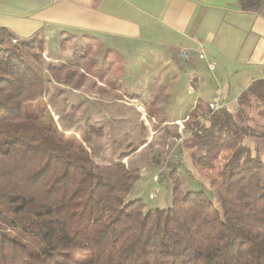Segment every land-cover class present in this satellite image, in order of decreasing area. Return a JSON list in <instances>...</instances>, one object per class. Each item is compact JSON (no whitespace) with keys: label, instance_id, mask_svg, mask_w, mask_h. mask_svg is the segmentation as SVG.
<instances>
[{"label":"trees","instance_id":"trees-1","mask_svg":"<svg viewBox=\"0 0 264 264\" xmlns=\"http://www.w3.org/2000/svg\"><path fill=\"white\" fill-rule=\"evenodd\" d=\"M238 6L264 16V0ZM87 52L76 47L74 64L44 70L38 34L0 28V264H66L59 255L69 264H264V134L251 127L264 118V78L235 110L199 101L184 123L183 144L213 198L183 191L172 165L170 207L147 210L127 199L139 179L123 163L132 153L108 161L69 138L45 104L50 84L96 88L102 70Z\"/></svg>","mask_w":264,"mask_h":264},{"label":"crops","instance_id":"crops-1","mask_svg":"<svg viewBox=\"0 0 264 264\" xmlns=\"http://www.w3.org/2000/svg\"><path fill=\"white\" fill-rule=\"evenodd\" d=\"M0 28L20 39L38 34L51 64L71 61L69 43L88 48L86 58L102 70L96 88L52 86L83 94L97 106L123 102L138 117L136 102L147 96L143 110L177 113L157 119L148 112L152 126L170 130H179L199 101L227 108L252 81L264 78V16L242 12L238 0H0ZM216 80L219 89L213 88ZM92 91L99 97H90ZM115 114L122 120L121 111Z\"/></svg>","mask_w":264,"mask_h":264},{"label":"rangeland","instance_id":"rangeland-1","mask_svg":"<svg viewBox=\"0 0 264 264\" xmlns=\"http://www.w3.org/2000/svg\"><path fill=\"white\" fill-rule=\"evenodd\" d=\"M220 35L221 32L218 31L216 33L217 38ZM14 43H16V40L12 41V44ZM218 44H220V40L215 39L214 45L220 50ZM69 47L71 51L76 49L74 44L69 43ZM46 48L47 46L41 55V69L44 70L51 64L47 57ZM70 57L71 61L68 64L72 65L74 64V58H72V54ZM45 77L47 78L46 73ZM215 83L216 85L212 84L213 88L219 89L217 87L219 81L216 80ZM50 89L47 91L48 100L46 99L45 104H47L52 115H54L55 122L59 128L67 130L69 138H73V136L82 140L85 138L84 142L88 143L90 150L97 151V154L102 151L108 161L112 157L117 158L121 154L132 153L127 165L130 168L139 169V179L131 188L127 197L128 200H141L147 210L170 207L171 194L174 187V179L170 176L172 165L175 166L176 176L180 179L183 191H203L211 199L213 198L207 178L202 176L193 166L188 149L183 144V140L189 136V132H184V124L179 130L165 129L159 125L152 126L148 116L151 113L157 119L166 116L174 118L177 113L161 112L160 109L157 111L154 110L155 106L148 107L147 111L143 110V104L148 100L146 96V98L142 97V99L146 100L136 102V106L141 111L138 117L139 114H137L134 107H128L123 102H115L112 105L99 104L97 106L96 100H89L83 94L79 95L72 93L68 89L54 87L53 89H56V91L53 94ZM126 89L129 88L127 87ZM69 93L72 95L66 96ZM96 95L97 93L93 92L90 97L98 98L99 96L97 97ZM73 96L76 98H73ZM158 97L159 94L154 96L153 100L156 101ZM117 98L121 99L122 96ZM138 102H141V104ZM230 104L231 106H228L227 109L235 110L236 102H231ZM218 106L219 109L225 108L221 104H218ZM115 111L122 112L123 117L117 116L118 119L122 120L118 121L115 119ZM140 117H144L149 124L146 125L144 119L142 121L145 123L138 120ZM68 127H71V131L67 129ZM251 127L256 128V133L264 134V118H255ZM92 137L95 141L94 143H96L95 145L90 140ZM141 141H145V145L134 152V149ZM256 144L260 151L264 150V142L263 144L256 142ZM249 145L253 148L255 142H249ZM58 258L69 264V260L65 259V256L59 255Z\"/></svg>","mask_w":264,"mask_h":264},{"label":"built area","instance_id":"built-area-1","mask_svg":"<svg viewBox=\"0 0 264 264\" xmlns=\"http://www.w3.org/2000/svg\"><path fill=\"white\" fill-rule=\"evenodd\" d=\"M198 54H199V58L202 59V58H203V53H202V51H199ZM181 55H182V58H183V59H187V53H186V51H182ZM209 107H210L212 110H217V109H219V106H218V104H217V101H215L214 103H211V104L209 105Z\"/></svg>","mask_w":264,"mask_h":264}]
</instances>
